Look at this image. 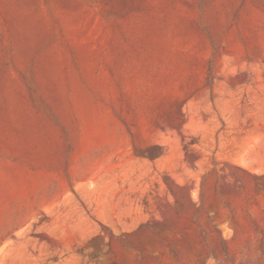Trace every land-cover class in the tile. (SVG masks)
<instances>
[{"label":"rangeland","instance_id":"1","mask_svg":"<svg viewBox=\"0 0 264 264\" xmlns=\"http://www.w3.org/2000/svg\"><path fill=\"white\" fill-rule=\"evenodd\" d=\"M0 264H264V0H0Z\"/></svg>","mask_w":264,"mask_h":264}]
</instances>
